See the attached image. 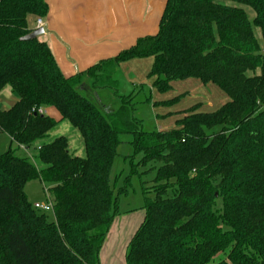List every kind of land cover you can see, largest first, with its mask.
Masks as SVG:
<instances>
[{"label":"trees","instance_id":"obj_1","mask_svg":"<svg viewBox=\"0 0 264 264\" xmlns=\"http://www.w3.org/2000/svg\"><path fill=\"white\" fill-rule=\"evenodd\" d=\"M48 11L46 0H0V92L10 86L18 97L0 108V134L12 142L0 155V264H101L121 199L134 176L148 173L138 166L152 162L127 264H264V0H167L157 33L71 77L45 41L22 40L34 30L29 17ZM145 57L159 92L196 78L229 100L214 111H199L201 103L179 111L168 130L138 128L130 103L112 109L95 90L114 85L121 63ZM50 106L79 132L83 155L68 136H50L61 122L45 113ZM122 134L132 135L133 154L118 187ZM20 148H36L43 167ZM33 180L51 211L29 201Z\"/></svg>","mask_w":264,"mask_h":264},{"label":"crops","instance_id":"obj_2","mask_svg":"<svg viewBox=\"0 0 264 264\" xmlns=\"http://www.w3.org/2000/svg\"><path fill=\"white\" fill-rule=\"evenodd\" d=\"M46 1L49 11L43 18L45 33L39 39L49 45L60 69L67 77L83 72L102 60L114 58L134 46L138 39L157 33L167 3V0ZM29 25L37 28L33 23ZM17 101L18 97L12 87L6 86L0 92L1 109H10ZM44 111L61 121V115L56 110L45 108ZM72 134L76 143L83 146L78 133ZM120 182L118 187L122 186ZM131 194L130 192L122 197L120 203L122 200L129 201ZM139 194V206L120 210L115 216L100 257L105 246L115 250L116 254L120 252L123 257L125 254L126 257L128 245L145 218L142 188ZM100 261L102 262L101 258Z\"/></svg>","mask_w":264,"mask_h":264},{"label":"rangeland","instance_id":"obj_3","mask_svg":"<svg viewBox=\"0 0 264 264\" xmlns=\"http://www.w3.org/2000/svg\"><path fill=\"white\" fill-rule=\"evenodd\" d=\"M220 1L226 2V0ZM250 15L253 16V13L250 12ZM29 19V23L37 25L35 17L30 16ZM257 34L261 39L259 30L257 31ZM152 63V57L134 58L121 63L118 66L113 79L115 81L114 85L112 87L99 88L95 90L98 93L100 102L112 109L118 108L122 103H130L129 113L131 118H137L140 120L138 128L146 131H163L175 127L176 120L182 116L179 114V111L186 110L197 103H201L199 111H214L229 100L228 95L217 85L213 83L205 84L196 78L174 81L172 82V89L167 92H159L153 85L154 77L149 76ZM92 82V79L84 78V83L88 88L94 86ZM15 96L17 95L15 94ZM168 101L172 102L167 104ZM160 102L166 104H160ZM48 108L59 112L53 106ZM56 120H58V118ZM72 132H77L80 137L79 132L68 121H63V123H60L50 132V136H68L69 143H71V151L74 154L79 152L81 153L80 155H83L84 147L76 143V139L74 138ZM121 138L123 143L118 148L120 155L116 158V162L114 163L112 180L116 181L119 177H121L119 181H121L120 185L123 186L126 176L129 175L131 171L130 159L125 158V156L133 154V148L129 143L133 137L131 134H122ZM10 144L11 140L9 136L5 133H1L0 155L9 149L11 146ZM17 153L19 155H27L38 168L43 167L36 148H31L30 150L20 148ZM139 159L140 156H135L136 164ZM156 166L157 164L155 162L149 163L147 166L143 167L138 166L139 171L143 170L148 172L143 174L141 180H151L154 177L152 167ZM141 180L138 176L133 177L131 186L132 194L131 197H129L130 200H122V203H120L119 206L120 210L140 205L141 200L138 197L140 196L139 192L142 188ZM147 185L149 188L151 183L149 182ZM26 193L32 204L40 203L44 205L49 203L48 192L40 180L28 182L26 184ZM48 215L51 220L54 219L51 212H48ZM100 258L104 264H111V259L112 264H127L125 254L124 257L120 252L116 254V251L110 250L108 246L104 247Z\"/></svg>","mask_w":264,"mask_h":264},{"label":"water","instance_id":"obj_4","mask_svg":"<svg viewBox=\"0 0 264 264\" xmlns=\"http://www.w3.org/2000/svg\"><path fill=\"white\" fill-rule=\"evenodd\" d=\"M45 33V28L43 26L35 28L30 34L24 36L22 40H32L38 38Z\"/></svg>","mask_w":264,"mask_h":264},{"label":"built area","instance_id":"obj_5","mask_svg":"<svg viewBox=\"0 0 264 264\" xmlns=\"http://www.w3.org/2000/svg\"><path fill=\"white\" fill-rule=\"evenodd\" d=\"M43 26V19H38L37 21V27ZM34 207L39 210H44V211H51L52 210V205L51 203L47 204H40V203H35Z\"/></svg>","mask_w":264,"mask_h":264}]
</instances>
